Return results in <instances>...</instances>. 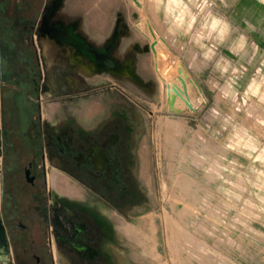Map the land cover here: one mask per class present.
<instances>
[{
  "label": "rangeland",
  "instance_id": "obj_1",
  "mask_svg": "<svg viewBox=\"0 0 264 264\" xmlns=\"http://www.w3.org/2000/svg\"><path fill=\"white\" fill-rule=\"evenodd\" d=\"M65 1L56 0L50 21H61L76 38L42 37L44 70L47 60L50 71L43 84H50L40 101L49 103L44 112L52 121L68 109L90 124L102 111L100 101L89 100L97 94L109 111L106 119L136 136L145 191L138 196L140 212L129 221L112 213L120 230V250L113 247L118 264H264V3L111 0L119 9L114 19H120V40L110 49L118 70H104L98 74L102 85L87 86L60 68L66 60L77 63L93 82L102 67L78 22L57 15ZM45 2L55 0H0L7 86L2 115L9 129L26 119L22 105L36 96L41 66L29 43ZM15 51L21 56L18 76L29 87L17 98L11 87L24 86L12 74ZM67 98L73 103L60 102ZM51 180L56 201L82 196L56 169ZM114 237L105 223L103 247ZM86 249L96 253L88 244ZM108 258L103 264H117Z\"/></svg>",
  "mask_w": 264,
  "mask_h": 264
},
{
  "label": "flooded vegetation",
  "instance_id": "obj_2",
  "mask_svg": "<svg viewBox=\"0 0 264 264\" xmlns=\"http://www.w3.org/2000/svg\"><path fill=\"white\" fill-rule=\"evenodd\" d=\"M55 8L56 0L48 6L45 2L32 26L29 44L37 53L41 77L39 81L34 79L35 98L22 105V110L26 109V119L13 122L10 129L2 115L6 85L0 55L3 81V88L0 87V261L4 264H103L110 256L117 262L113 247L120 250V230L112 213L117 212L126 220L133 217L132 214L140 212L138 196L145 191L141 185L145 179L141 166L138 167L137 149H134L136 136L131 131H122L118 120L106 119L109 111L97 94L89 100L100 101L102 111L90 124L80 122L68 109L55 121L45 114L44 108L49 103L46 106L41 104V90L48 91L50 83L43 82L46 71H50L47 60L44 70L42 59L46 57L42 37L46 33L60 36L55 32L57 28L71 34L70 28L61 21H50ZM48 12L50 15L43 21ZM119 20L104 45L89 41L88 46L97 52L102 63L93 82L87 81L79 72L77 63L59 61L55 68L61 63L60 68L66 74L76 75L87 86L102 85L103 77L99 73L106 69L118 70L117 60L112 57L110 49L116 47L120 40ZM20 57V53L15 51L16 71L12 74L16 80H21L24 88L11 87L15 97L20 91L29 92L27 82L18 76ZM67 86V94L71 95L72 84L67 83ZM53 95L58 93L50 96ZM70 98L60 102L65 105L73 103L68 102ZM65 115L73 119H63ZM53 169L70 178V190L75 189L72 183L79 186L82 196H65L56 201L51 180ZM107 222L114 229L115 237L103 247ZM86 244L95 250L93 256L88 254Z\"/></svg>",
  "mask_w": 264,
  "mask_h": 264
},
{
  "label": "crops",
  "instance_id": "obj_3",
  "mask_svg": "<svg viewBox=\"0 0 264 264\" xmlns=\"http://www.w3.org/2000/svg\"><path fill=\"white\" fill-rule=\"evenodd\" d=\"M118 10L111 0L108 1L107 6L105 0L101 2L99 0H66L57 15L70 23L78 22V30L84 37L89 41L104 45L114 31L117 23L114 15Z\"/></svg>",
  "mask_w": 264,
  "mask_h": 264
},
{
  "label": "water",
  "instance_id": "obj_4",
  "mask_svg": "<svg viewBox=\"0 0 264 264\" xmlns=\"http://www.w3.org/2000/svg\"><path fill=\"white\" fill-rule=\"evenodd\" d=\"M50 15V12L46 13L43 17V21L46 20V18ZM57 34H59L62 38H70V39H73L75 38L73 35H71L69 32H66L62 29H59L57 28V30L55 31ZM78 41H80L78 38H77Z\"/></svg>",
  "mask_w": 264,
  "mask_h": 264
},
{
  "label": "bare ground",
  "instance_id": "obj_5",
  "mask_svg": "<svg viewBox=\"0 0 264 264\" xmlns=\"http://www.w3.org/2000/svg\"><path fill=\"white\" fill-rule=\"evenodd\" d=\"M71 40H72V39H71ZM87 50H88V49H87ZM48 109H49V108H48ZM0 161H1V159H0ZM55 174H56V173H55ZM55 174H54V175H55ZM56 177H57V176H56ZM52 180H53V179H52ZM56 184H57V183H56ZM56 184H54V185L56 186ZM52 185H53V184H52ZM54 188H55V187H54Z\"/></svg>",
  "mask_w": 264,
  "mask_h": 264
},
{
  "label": "clouds",
  "instance_id": "obj_6",
  "mask_svg": "<svg viewBox=\"0 0 264 264\" xmlns=\"http://www.w3.org/2000/svg\"><path fill=\"white\" fill-rule=\"evenodd\" d=\"M260 3H264V0H260Z\"/></svg>",
  "mask_w": 264,
  "mask_h": 264
}]
</instances>
